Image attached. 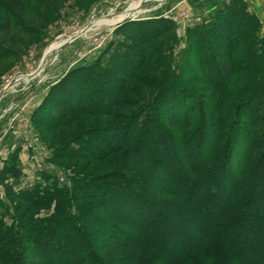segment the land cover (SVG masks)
Returning a JSON list of instances; mask_svg holds the SVG:
<instances>
[{
	"label": "rangeland",
	"instance_id": "obj_1",
	"mask_svg": "<svg viewBox=\"0 0 264 264\" xmlns=\"http://www.w3.org/2000/svg\"><path fill=\"white\" fill-rule=\"evenodd\" d=\"M30 1L32 6L25 7L22 13H16L8 3H0V20L3 12L15 17V29L8 38L0 34V53L6 54L0 61V216L3 225L12 227L15 233L19 231L17 214H22L26 205L19 204L11 195L13 192L35 186L46 192L53 186L72 191L77 186L76 179L104 176L110 172L127 177H134L142 170L152 175L158 173L154 167L140 166L128 157L126 147L107 144L110 150L105 151L89 143L93 133L104 137L106 131L113 129L112 117L117 110L108 114V96L130 101L128 113L124 115L129 122L140 108L145 109V114L158 116L164 112L160 103L163 92L172 96L166 97V101L173 104L178 117L185 115L186 106L188 111L195 113L188 124L197 121L200 110H208L214 105L217 125L225 129L229 124L228 114L238 101L237 92L248 80L247 72L253 66L258 70L264 68L261 58H254L255 62H241L243 64L236 71L231 69L228 82L217 88L215 85L219 82L211 75L216 68L215 62L208 57L198 61L202 47L206 50L205 37H199L203 34L200 29L206 30L211 17L234 0H212L211 5L196 16L188 13V0H61L57 6L48 0ZM242 2L243 9L253 14L255 25L249 27L243 21L240 26L237 20L227 16L221 34L236 38L248 31L254 42L249 47L251 54L263 55L264 0ZM197 28L198 35L192 38L190 32ZM207 40L213 43L211 37ZM244 46L242 40L233 45V54L237 55L235 60L242 58ZM60 80L61 89L51 96L56 94L57 100L64 98L62 104H69L71 96L82 88L85 99L79 105H84L87 110L66 126L50 130V120L56 122L58 117L61 119V114L55 108L58 104H53L54 96L50 99L48 94ZM139 82L144 84L143 91L139 89ZM75 85L80 88L75 90ZM76 104L70 105L68 114H77ZM95 108L103 112H91L90 109ZM125 137L129 138L128 132ZM83 147L99 152L100 156L88 157L80 150ZM154 150L155 146H149L145 153L155 158ZM177 151L173 148L168 152L173 155ZM60 152L75 155L72 159H56L55 154ZM9 166H15L19 173L15 176L16 169H9ZM54 204L40 207L35 213L29 211V215L33 220L49 218L54 212ZM17 205L19 211L16 212ZM71 210L78 214L75 203ZM99 211V214H105L112 210L103 213L100 208ZM154 211L161 212L158 208ZM142 213L146 216L149 211ZM186 223L187 219L182 227ZM111 226L114 223H92L86 228L99 231ZM250 234L242 231V248L251 242ZM156 235L168 238L172 248H182L176 232ZM262 247L259 245L255 249L262 250ZM141 258V252L116 249L112 262L146 264ZM44 260L54 262L48 255ZM242 260L247 263L256 259L246 252ZM176 263L211 264L212 259L197 255ZM56 264L61 263L57 261Z\"/></svg>",
	"mask_w": 264,
	"mask_h": 264
},
{
	"label": "trees",
	"instance_id": "obj_2",
	"mask_svg": "<svg viewBox=\"0 0 264 264\" xmlns=\"http://www.w3.org/2000/svg\"><path fill=\"white\" fill-rule=\"evenodd\" d=\"M1 1L8 3L16 13H22L33 3L30 0ZM48 1L57 6L61 0ZM244 6L242 0H234L211 17L206 30L200 29L203 34L199 37H205L206 50L203 46L198 61L208 57L215 62L211 75L219 82L215 85L217 88L228 82L231 69L236 71L241 62L254 58L264 60V54H251L249 47L254 42L250 32H242L236 38L221 34L222 25L229 17L240 26L243 21L246 26L255 25L253 14L244 10ZM14 18L3 12L0 34L5 39L15 29ZM198 32V28L192 30V38L197 37ZM209 37L213 43L207 40ZM239 40L245 46L242 58L235 60L233 45ZM5 55L0 53V61ZM247 73L248 80L237 92L238 101L228 114L229 124L225 129L217 125L214 105L200 110L197 121L188 124L195 113L186 106L185 115L178 117L176 108L166 101V97L172 96L163 92L160 103L164 112L157 116L145 114V109L140 108L129 122L124 115L128 113L130 101L108 96V114L117 110L112 117L113 129L106 131L104 137L93 133L89 143L105 151L110 150L107 144L126 147L128 157L140 166L154 167L158 173L152 175L142 170L134 177H127L110 172L76 179L77 186L72 191L53 186L46 192L35 186L13 192L11 195L19 204L26 205V210L17 214L19 234L12 227H5L0 216V264H56L57 261L61 264H114L116 249L141 252V260L146 264H177L180 259L197 255L211 258V264H264V247L255 249L264 246V68L258 70L253 66ZM61 85L60 80L52 87L48 94L50 99ZM74 88L80 87L75 85ZM81 89L71 96L69 104H62L64 98L57 100L55 94L53 104H58L55 108L61 119L50 120V130L66 126L80 113L86 114V107L79 105L85 99ZM139 89L144 90L141 82ZM73 102L77 103L76 115L68 114ZM90 110L96 114L103 112L96 108ZM125 132L129 138L125 137ZM149 146H155V158L145 153ZM86 148L80 150L88 157L100 156L99 152ZM173 148L178 151L171 155ZM74 155L60 152L55 158L72 159ZM18 173L16 169L15 176ZM105 194L107 197L103 198ZM53 202L55 208L49 218L33 220L30 217L29 211L38 212L40 207ZM72 203L76 204L78 214L72 213ZM154 207L161 212L154 211ZM100 208L103 213L112 211L99 214ZM143 211L149 214L143 216ZM105 222L114 226L99 231L86 228L88 224ZM168 231L176 232L182 248H172L168 238L156 237ZM242 231L251 232L248 235L251 242L243 248L240 245ZM246 252L256 260L243 262ZM46 255L54 262L44 260Z\"/></svg>",
	"mask_w": 264,
	"mask_h": 264
},
{
	"label": "crops",
	"instance_id": "obj_3",
	"mask_svg": "<svg viewBox=\"0 0 264 264\" xmlns=\"http://www.w3.org/2000/svg\"><path fill=\"white\" fill-rule=\"evenodd\" d=\"M211 1L212 0H188L186 8L189 14L196 16V14H200L202 11L206 10L211 5L209 3ZM213 2H215V0H213Z\"/></svg>",
	"mask_w": 264,
	"mask_h": 264
},
{
	"label": "water",
	"instance_id": "obj_4",
	"mask_svg": "<svg viewBox=\"0 0 264 264\" xmlns=\"http://www.w3.org/2000/svg\"><path fill=\"white\" fill-rule=\"evenodd\" d=\"M67 41H65L63 44H65ZM42 62H43V60H42Z\"/></svg>",
	"mask_w": 264,
	"mask_h": 264
}]
</instances>
